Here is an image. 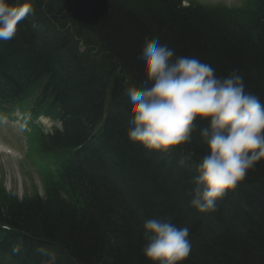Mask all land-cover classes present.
<instances>
[{
	"label": "trees",
	"instance_id": "1",
	"mask_svg": "<svg viewBox=\"0 0 264 264\" xmlns=\"http://www.w3.org/2000/svg\"><path fill=\"white\" fill-rule=\"evenodd\" d=\"M19 3L33 11L18 24L12 40L0 41V97L15 104L32 94L37 105L45 101L55 106L64 128L48 141L55 151L86 145L59 172L80 206L54 191L46 198L4 199L0 224L13 232L6 233L3 245H16L22 264H43L47 257L37 248L55 252L56 264H152L141 251L146 244L142 225L149 219H170L189 228L192 247L181 264H264V159L248 171L242 188L228 190L217 201L215 212L201 213L190 205L188 195L194 165L207 154L206 146L193 134L186 144L198 157L190 166L191 175L170 172L156 151L129 141L126 132L132 125L124 91L144 82L139 56L145 39L158 37L176 55L210 64L217 76L238 70L246 91L264 103V0H256L243 14L219 5H182L181 0ZM55 22L65 30L60 32ZM97 49L100 61L109 59L106 71L104 63L91 56ZM123 146V151L115 149ZM104 153L114 155L112 178L100 168L109 165ZM161 185L158 195L152 191ZM229 196L236 198L232 219L221 210L225 200L230 204Z\"/></svg>",
	"mask_w": 264,
	"mask_h": 264
},
{
	"label": "clouds",
	"instance_id": "2",
	"mask_svg": "<svg viewBox=\"0 0 264 264\" xmlns=\"http://www.w3.org/2000/svg\"><path fill=\"white\" fill-rule=\"evenodd\" d=\"M30 12L19 0H0V41L12 40ZM139 59L145 80L138 88L124 90L132 125L126 135L147 150L168 154L197 134L207 154L194 165L190 205L201 213L215 212L217 201L264 159V103L246 91L238 70L217 76L210 64L176 55L158 37L145 39ZM197 121L206 126L200 128ZM194 155L183 151L178 164L184 166ZM142 229L146 244L141 251L152 264H181L189 256L188 227H178L170 219H149ZM36 251L47 257L43 264H56L55 252Z\"/></svg>",
	"mask_w": 264,
	"mask_h": 264
},
{
	"label": "rangeland",
	"instance_id": "3",
	"mask_svg": "<svg viewBox=\"0 0 264 264\" xmlns=\"http://www.w3.org/2000/svg\"><path fill=\"white\" fill-rule=\"evenodd\" d=\"M188 1V0H187ZM197 2H208L210 4H215L217 5V3L221 2L222 0H196ZM235 0H225L224 2L225 3H228V2H231L233 5H235L234 3ZM36 4L33 3L31 1V7H34ZM35 9V7H34ZM31 10L33 11V9L31 8ZM42 12H43V16L47 18V13H46V10L45 8L43 7L42 9ZM31 14V13H30ZM47 14V15H46ZM49 16V15H48ZM240 17V15H239ZM79 18V17H78ZM80 19V18H79ZM53 25H55V28H57L60 32L64 31L65 29H59L60 26L55 22V23H52ZM77 24V23H76ZM74 25L75 29L78 31L79 35L83 36L84 37V34H83V29H79L78 25ZM91 38V37H89ZM93 40V38H91ZM58 46L60 47H64V46H61L60 43L58 44ZM81 50H83L82 48H80ZM99 53V49H97L96 51L94 50L93 51V55L91 54L92 58L98 62H101L102 65V68L106 71V69L109 67V63H108V60L109 59H106V58H102V61H100V57L101 55H97ZM95 55V56H94ZM98 66H101V65H98ZM97 68V67H96ZM108 70V69H107ZM120 76V75H119ZM119 76H117V78H114V79H119ZM101 78V77H100ZM109 79V78H108ZM107 79V80H108ZM109 96H107L103 102L107 103L109 101L108 99ZM104 98V97H103ZM16 123V122H15ZM2 157H0V160L1 161H5L4 159H1ZM110 164V163H109ZM90 166V165H89ZM21 174V169L20 167L16 166V165H12L11 168L7 169V170H0V203L6 201L4 199H12L13 197L17 198L18 200H24V199H28V198H36L37 196H40L41 198H46L47 196L43 195L41 192V187L40 185H38V181H37V178H36V182L34 181L33 179V176L31 174V172L29 171V174L31 175V178H32V182H33V185H34V190H37V192H34V190L29 186L27 185L25 182L23 183L20 179V175ZM28 181H29V178H28ZM37 183V184H36ZM244 184V183H243ZM245 188V187H244ZM251 191H247L246 193L244 192L243 195L244 197L249 195ZM260 194V192H259ZM230 198V203H233V198H231L230 196L228 197ZM236 199V198H235ZM233 206V205H232ZM195 209V208H193ZM227 214V212H226ZM226 216H228L229 218L232 217V215L230 214H227ZM232 219V218H231Z\"/></svg>",
	"mask_w": 264,
	"mask_h": 264
},
{
	"label": "bare ground",
	"instance_id": "4",
	"mask_svg": "<svg viewBox=\"0 0 264 264\" xmlns=\"http://www.w3.org/2000/svg\"><path fill=\"white\" fill-rule=\"evenodd\" d=\"M58 24H60V23H58ZM104 93V95H106V93L105 92H103ZM117 148H119V149H117ZM115 149H117V150H119V152H120V150L121 151H123L124 149H125V146H123L122 148L121 147H115ZM187 150H191V151H193L194 153H195V151L191 148V147H187V145L185 144V145H182V146H180V148H178L177 150H175V151H172V152H170V153H168V154H163V153H160V152H157L156 151V153H158L159 154V158H158V160L160 161V162H162L163 164H166L167 166H168V170L171 172L172 171V169L174 170V174H176V175H178L179 174V172H183L186 176H190L191 175V170H190V166H193L194 165V158H198L197 156H195L194 155V157H193V159L191 160V161H189V162H186V164L184 165V166H180L179 164H178V160L180 159V157H181V155L183 154V151H187ZM150 154H154V152H152V153H150ZM103 156H104V160H106V161H109V165H108V167L106 166V165H101V169H103V170H106V171H108L107 172V174H108V177L109 178H112L113 177V175H114V171H110V169H111V167L113 166V164H112V158H113V153L110 155V156H107L105 153L103 154ZM100 159H101V157H99ZM85 161H83V163H84ZM88 162H90V161H87L86 163H88ZM85 163V166H86V169H89V164H86ZM153 164H154V162H152ZM113 167H115V166H113ZM141 180V179H140ZM141 182H142V180H141ZM164 182H166V181H164ZM170 183V182H169ZM169 183H166V184H169ZM242 183H243V181H241V182H239V184L237 185V186H239L240 188H242L243 186H242ZM147 186L148 187H150L151 186V188L153 189V186H152V184L149 182V184H147ZM259 186H261V185H259ZM194 187V186H193ZM193 187H191V188H189L190 189V193H189V195H188V199L189 198H191V193H192V189H193ZM162 189V185L161 186H158L156 189H154V190H152V191H155L156 192V194L158 195L159 194V191ZM154 192V193H155ZM225 201H228V200H225ZM224 201V202H225ZM223 202V203H224ZM223 203L221 204L222 206H223V209L221 208V210H222V214H224L225 213V215H227V214H230V215H233L235 212H236V207L234 206V203L232 204V203H228V204H226L227 202H225L224 203V205H223ZM233 205V206H232ZM241 207V206H240ZM242 209H244V211L245 212H248V208H246V207H242ZM226 212H227V214H226ZM228 217V216H227ZM229 218V217H228Z\"/></svg>",
	"mask_w": 264,
	"mask_h": 264
}]
</instances>
